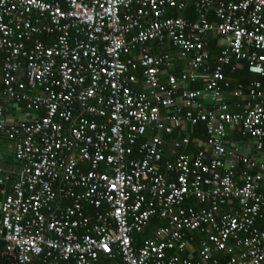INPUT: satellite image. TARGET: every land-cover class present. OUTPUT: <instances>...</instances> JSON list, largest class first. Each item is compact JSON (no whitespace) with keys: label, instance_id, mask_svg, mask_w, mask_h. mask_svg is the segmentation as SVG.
Here are the masks:
<instances>
[{"label":"built area","instance_id":"2783aa9c","mask_svg":"<svg viewBox=\"0 0 264 264\" xmlns=\"http://www.w3.org/2000/svg\"><path fill=\"white\" fill-rule=\"evenodd\" d=\"M244 65L264 78V0H0V264H264V80L225 96Z\"/></svg>","mask_w":264,"mask_h":264},{"label":"crops","instance_id":"0c3cea01","mask_svg":"<svg viewBox=\"0 0 264 264\" xmlns=\"http://www.w3.org/2000/svg\"><path fill=\"white\" fill-rule=\"evenodd\" d=\"M186 9H188V10L186 11ZM186 9L184 11L171 10L170 13L174 14V12L175 13L177 12L176 16L181 15V16L185 17L186 19H188V16L192 15V13H193L192 11H193V9L195 10V8H194L193 4H191ZM173 14H171V15H173ZM212 38L215 40L217 39L216 36H212ZM218 44H217L218 47L219 46L221 47V45H220L221 41L220 40H218ZM152 45H153V47H157L156 44H152ZM220 47H219V49H220ZM156 53H158V52L156 51ZM161 53L173 55L175 57L174 65L169 69L170 73L175 74V75H180L181 73H184V72L189 70L188 63L186 61L181 60L178 57V50L177 49L171 48L169 45H167L161 50ZM217 58L218 57H216V56L215 57L212 56V62L210 64L212 69L215 68ZM243 67H245V66H243ZM241 70H243V68ZM225 73H226V69H225ZM253 75H251V77H252V79H255L256 76H253ZM256 78H258V77H256ZM256 80H258V79H256ZM193 85H197L199 87L192 88ZM204 85L205 84L202 81H197L196 83L191 85V88L192 89H203ZM0 87L3 90L1 80H0ZM231 88L225 91V96L228 99V104L231 106V108L233 107L234 110L239 112L242 110V105L244 104V101L242 98L235 97L233 93L237 89H241V88H239V87L238 88L236 87L233 89H231ZM203 102L207 107H209L206 99H203ZM188 129H189L188 131H185L182 133L180 131H176V133L174 135L167 136L165 138L166 140L164 143L165 144L164 145V154H165V160L166 161L172 160L174 153H181L182 152V150L174 149V141L181 138L182 135L190 134L189 136H192V138L198 137L204 141L206 140L205 125L202 124V126H196L193 128L188 127ZM230 143L234 148H237L239 151L246 153L248 155H253V156L257 157L256 152H254L253 142L251 140H248L247 137H244L240 132H237L236 136L232 135L230 137ZM197 145L198 144H193V143L190 144L186 148V151L196 153L200 149L198 147L199 145L198 146ZM0 166L5 167L7 171L13 170L14 167H16L17 170H19V168H20V164H18L15 161V158L13 155L12 144L3 138H0ZM166 224L167 223L164 220L160 219L159 217H154L151 220L149 226L145 229L144 233L137 237L139 242L142 243L145 239L153 237L155 230L158 229L159 227L165 226Z\"/></svg>","mask_w":264,"mask_h":264},{"label":"trees","instance_id":"16d2710c","mask_svg":"<svg viewBox=\"0 0 264 264\" xmlns=\"http://www.w3.org/2000/svg\"><path fill=\"white\" fill-rule=\"evenodd\" d=\"M187 10L188 9H186V11ZM192 12H193L192 15L188 16V20L195 21L198 18V16H197V13H196V11L194 9H193ZM176 13L174 12V14L173 13H171V14H173V16H176L177 15ZM210 18H212V17H210ZM217 44H218V40L217 39L215 40L213 38H210V40H209V49L208 50H209V53H210L211 56L218 57L220 55L222 48L219 46L220 47V49H219V47H218L219 44L218 45ZM241 69L242 68H240L236 72L235 71H231L230 68L226 69L225 76H226L227 80H229L230 83H231V87H232L231 89L239 87L245 93H247L249 91V89L251 87V84H252V82L254 80H256V79L264 80V78H260V76L253 75V74L249 73L248 69H247V66L243 67V70H241ZM251 75L256 76L258 78L255 77V79H252ZM197 87H199V86H197V85H193L192 86V88H197ZM1 93H2V88L0 87V95H1ZM0 104H3V102L1 101V96H0ZM5 105L7 106V104H5ZM9 111L13 112L11 109ZM199 126H202V124H200ZM233 135L236 136L237 132L236 131L233 132Z\"/></svg>","mask_w":264,"mask_h":264}]
</instances>
